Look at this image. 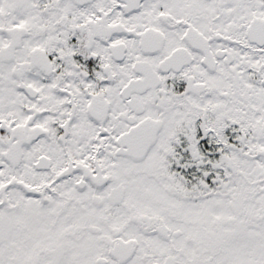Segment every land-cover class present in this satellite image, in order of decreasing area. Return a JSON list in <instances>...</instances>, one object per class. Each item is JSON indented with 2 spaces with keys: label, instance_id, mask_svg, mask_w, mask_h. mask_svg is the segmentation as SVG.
Returning a JSON list of instances; mask_svg holds the SVG:
<instances>
[{
  "label": "snow or ice",
  "instance_id": "snow-or-ice-1",
  "mask_svg": "<svg viewBox=\"0 0 264 264\" xmlns=\"http://www.w3.org/2000/svg\"><path fill=\"white\" fill-rule=\"evenodd\" d=\"M0 264H264V0H0Z\"/></svg>",
  "mask_w": 264,
  "mask_h": 264
}]
</instances>
